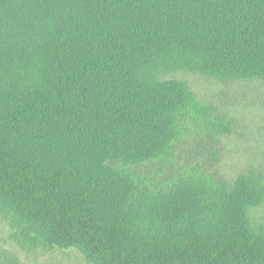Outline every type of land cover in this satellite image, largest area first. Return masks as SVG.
Segmentation results:
<instances>
[{"label": "trees", "instance_id": "1", "mask_svg": "<svg viewBox=\"0 0 264 264\" xmlns=\"http://www.w3.org/2000/svg\"><path fill=\"white\" fill-rule=\"evenodd\" d=\"M175 71L264 80V0H0V212L23 246L87 264H264L252 171L129 167L172 159L208 118ZM186 126V127H185Z\"/></svg>", "mask_w": 264, "mask_h": 264}, {"label": "rangeland", "instance_id": "2", "mask_svg": "<svg viewBox=\"0 0 264 264\" xmlns=\"http://www.w3.org/2000/svg\"><path fill=\"white\" fill-rule=\"evenodd\" d=\"M188 84L209 112L208 118L189 123L175 144L172 159L129 167L138 181L157 185L174 173H217L230 184L241 173L255 172L264 181V80L220 81L198 72L161 74ZM0 212V264H87L77 250L21 247L11 215ZM250 225L264 229V198L247 210Z\"/></svg>", "mask_w": 264, "mask_h": 264}]
</instances>
